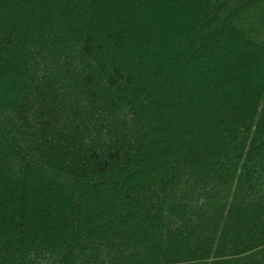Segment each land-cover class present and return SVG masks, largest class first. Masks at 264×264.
Here are the masks:
<instances>
[{"label": "trees", "instance_id": "trees-1", "mask_svg": "<svg viewBox=\"0 0 264 264\" xmlns=\"http://www.w3.org/2000/svg\"><path fill=\"white\" fill-rule=\"evenodd\" d=\"M0 264H264V0H0Z\"/></svg>", "mask_w": 264, "mask_h": 264}]
</instances>
